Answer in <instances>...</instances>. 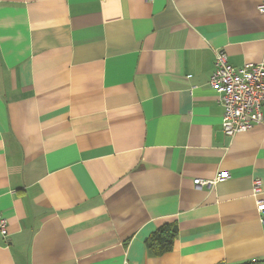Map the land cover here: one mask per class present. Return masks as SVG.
<instances>
[{
    "label": "crops",
    "instance_id": "0c3cea01",
    "mask_svg": "<svg viewBox=\"0 0 264 264\" xmlns=\"http://www.w3.org/2000/svg\"><path fill=\"white\" fill-rule=\"evenodd\" d=\"M262 8L0 0V264L264 259V122L225 135L209 84L218 49L236 68L264 62ZM164 224L178 232L156 254Z\"/></svg>",
    "mask_w": 264,
    "mask_h": 264
},
{
    "label": "built area",
    "instance_id": "2783aa9c",
    "mask_svg": "<svg viewBox=\"0 0 264 264\" xmlns=\"http://www.w3.org/2000/svg\"><path fill=\"white\" fill-rule=\"evenodd\" d=\"M264 9V8H262ZM215 70L210 76V86L219 94L224 108L222 129L228 137L251 130L254 125L264 122V62L245 63L233 67L223 49L216 50ZM230 177L227 170L220 171L211 179L196 178V187L212 186ZM257 207L264 223V198L260 180L253 182ZM8 220L0 213V237L7 239Z\"/></svg>",
    "mask_w": 264,
    "mask_h": 264
},
{
    "label": "trees",
    "instance_id": "16d2710c",
    "mask_svg": "<svg viewBox=\"0 0 264 264\" xmlns=\"http://www.w3.org/2000/svg\"><path fill=\"white\" fill-rule=\"evenodd\" d=\"M178 228L176 225L164 224L149 239L148 246L156 254L164 253L173 247ZM243 264H264V259Z\"/></svg>",
    "mask_w": 264,
    "mask_h": 264
}]
</instances>
